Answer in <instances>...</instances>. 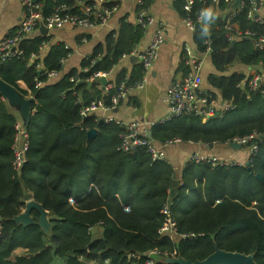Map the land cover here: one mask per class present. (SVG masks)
Instances as JSON below:
<instances>
[{"label":"trees","instance_id":"1","mask_svg":"<svg viewBox=\"0 0 264 264\" xmlns=\"http://www.w3.org/2000/svg\"><path fill=\"white\" fill-rule=\"evenodd\" d=\"M41 1L45 14L61 5L67 12L79 13L78 0ZM178 2L184 10L183 0ZM101 4L111 7L118 0ZM229 6L225 0H193L190 10L182 11L183 17L194 21L197 52L203 53L207 42L216 48L211 59L217 70L232 61L264 66V49L255 48L251 38L237 39L234 44L228 40L223 26L234 11L232 23L237 29L257 34L261 30L247 17L246 8L232 9L222 17ZM143 7L147 9L148 0H143ZM208 7L217 17L210 25V35L203 37L202 23L196 17ZM143 32L138 25L121 22L117 35L108 34L103 44L81 60L79 68L66 73L62 60L70 49L63 43H51L38 32L19 42L20 56L0 63V78L21 95L35 99L30 120L24 123L29 135L27 162L14 170L13 125L22 119L0 94V264H86L89 260L103 264L106 259L110 264H144L142 255L151 248L175 250L193 262L211 254L215 246L254 254L255 263L264 264V140L258 142L251 170L247 166L211 168L187 163L175 195L169 198L176 177L167 161H152L142 148L132 154L118 152L119 126L100 123L92 114L80 115L93 100L109 105L121 81L131 85L141 77V69L130 79L120 73L105 93L99 83L89 80L95 72H109L123 55L135 51ZM31 57H35L33 61ZM49 71L59 72L55 81H49L45 74ZM72 77L76 81H71ZM214 79L211 76L209 80L222 90L225 99H231L233 108L207 119L181 116L156 125L151 128L154 142L177 138L181 143L212 144L252 132L264 134V94L238 88L239 75L219 78L218 84ZM19 80L27 89L18 86ZM37 80L42 82L39 87L35 86ZM90 128H97L98 133L87 143ZM69 198L74 199L73 204ZM29 199L49 213L47 232L37 224L39 214L34 209L30 211L33 224L12 221ZM168 199L173 202L179 231L199 232L202 237L172 242L157 236L163 221L159 210ZM17 247L26 249V254L11 259Z\"/></svg>","mask_w":264,"mask_h":264},{"label":"built area","instance_id":"2","mask_svg":"<svg viewBox=\"0 0 264 264\" xmlns=\"http://www.w3.org/2000/svg\"><path fill=\"white\" fill-rule=\"evenodd\" d=\"M105 0H98V3L90 2L85 3L79 8V13H70L64 11V6H56L52 12L45 14L43 12V4L41 0H22V21L20 25L10 34L0 39V63L8 59L18 57L22 54V50L19 47V42L28 38L34 32H36L40 25L47 27H60L63 25H70L73 27H79L83 29L90 28L99 24H104L111 14L116 10L117 5L111 7L103 6L101 3ZM232 2L234 0H226ZM136 2V25H138L143 31L146 27L154 23V19L148 15L147 9L143 7V0H135ZM193 0H183V7L185 10H190ZM263 6L262 0H240L238 6L235 8L237 11H241L246 8V14L249 19L254 23L261 26L260 32L257 34L253 30L247 29L241 31L235 27L232 23V19L236 11L230 13L227 17V21L223 26L226 31L227 38L229 40L234 38H251L253 44L257 49L264 48V16L259 12ZM200 14V13H199ZM199 15L196 17L198 21ZM185 24L194 29V21L189 17H184ZM201 23V22H199ZM163 42V23L157 22L155 29L146 44V47L138 52L133 51L136 56L138 64L141 66L144 74L139 80H136L131 85H127L124 81H121L116 86V91L111 97L109 105H104L102 100H93L87 106L80 110L82 117L90 116L96 109L102 107L106 111L113 110L118 101L127 95V92L131 87H142L146 82L145 73L155 62L159 55L160 46ZM211 46L209 42L206 43L205 52L209 53ZM183 61L187 65L188 70L182 79H177L171 82L167 88L166 98L168 108L166 114L156 120H138L133 119L130 121H122L111 116L104 118L105 123H112L119 126L122 130L118 135V144L116 150L124 154H132L137 149H144V151L150 156L152 161H166L165 147L172 144L181 143L177 138L166 140L163 143H156L152 139L148 138L147 133L151 131V128L163 124L175 117L181 116H194L207 119L217 112L215 106L209 102V96L203 94L199 90L197 74L202 65L201 57L194 54L191 47L188 44H184L182 47ZM65 59L62 60V63ZM37 67L40 66L37 64ZM85 70V69H84ZM48 78H52L57 75L56 71L45 72ZM108 72H95L93 76L89 78L90 81L98 82L101 77H106ZM71 81H76V78L72 77ZM263 78L260 74H255L246 80L247 86L250 90L259 91L264 93ZM42 85V82L37 80L36 87ZM111 89V88H110ZM32 97V96H30ZM33 109H31L32 113ZM14 138L11 145V151L13 159L11 162L14 170H20L22 166L27 162V152L29 150V135L25 129V126L21 121L17 120L13 125ZM264 140V134L252 132L248 135L237 136L231 138L226 143H236L241 147H245L248 150V159L246 163H251L252 157L255 155L258 149V142ZM189 162L193 164H207L211 168L221 167H241L246 163L237 162L235 160L222 158L219 156H213L209 154H202L200 152H193L189 156ZM159 213L163 217L161 225L157 228L156 233L162 239L169 241H193L203 236L199 232H181L177 228L176 222L173 217V202L168 199L165 201ZM100 224V223H99ZM160 238L158 240H160ZM177 256L175 250H160L158 248L148 249L143 255L144 264H168L164 260L166 258H173ZM133 258H140L137 254H131ZM81 259V258H80ZM95 261L89 260V264H94ZM103 264H110L109 260H105Z\"/></svg>","mask_w":264,"mask_h":264},{"label":"crops","instance_id":"3","mask_svg":"<svg viewBox=\"0 0 264 264\" xmlns=\"http://www.w3.org/2000/svg\"><path fill=\"white\" fill-rule=\"evenodd\" d=\"M84 1L87 0H78L76 2L78 9L83 4L87 3ZM178 1L179 0H148L147 13L154 19V23L148 25L144 30L141 39L135 47V52L141 51L146 47L155 29L156 23L162 22L163 42L160 46L159 55L148 72L145 73L146 82L142 87H131L127 95L118 101L113 110L106 111L100 107L92 113V115H95L99 120L105 122L104 118L107 116L125 122L133 119L156 120L163 117L168 108L166 98L167 88L172 81L182 79L188 70L187 65L183 61L182 47L184 44H188L192 52L202 59V65L197 74L199 90L203 94L209 96V102L217 109V112L214 114L232 109L233 105L231 99H225L222 96V90L217 85L210 82L209 79L211 76L215 77L214 83L218 84L219 78L239 75L241 76V80L237 83V87L246 92L255 91L250 90L246 83V80L251 76L257 73L260 74L263 78L262 82L264 83V66H261L260 63L251 65L240 61H232L225 64L221 70H217L211 59V53L218 51L216 48L215 51L211 50L209 53L205 51L203 53L197 52L193 42L194 30L185 24L182 13L185 9L183 10ZM235 1L236 0L228 2L230 6L221 14L222 17H224L228 11L232 10V4ZM262 1L263 6L259 14L264 16V0ZM92 2L98 3V0H92ZM22 10V0H0V39L10 35L20 25L22 21ZM63 10L67 11V8L64 6ZM135 19V0H118L116 10L104 24L92 26L87 29L70 25L51 27L48 29V33L45 36L50 38L51 43H63L70 49V53L62 64V71L66 73L73 68H79L81 60L89 55L96 45L103 44L108 34L115 33L117 35L121 22L136 25ZM37 32L40 33L39 29L30 36L32 37L37 34ZM237 39L240 38L231 39V42L234 41L235 43L238 41ZM241 39L249 40L250 38L241 37ZM45 51L46 49L44 46L41 57L44 56ZM34 58L35 57H31V61H33ZM140 69L137 58L133 52L128 55H123L117 63L113 65L105 77L107 83L104 88H102L99 82V89L105 93L114 86V81L120 73L125 75V78L130 79L131 76L135 75V71L140 72ZM143 74L144 72L141 69V77ZM58 76L59 72H57L56 76L48 79L50 82L55 81ZM17 83L20 88L24 90L27 89L23 81L19 80ZM27 96L30 97V95ZM164 151L166 161L172 167L176 177L175 179H177L176 186L180 184L179 180L182 169L187 163H190V154L195 151L202 154L235 160L241 163H246L248 159L247 148H233L226 142L212 143L211 147L202 143H177L166 146ZM185 193H187V190ZM68 200L71 204L74 203V199L69 198ZM124 210L127 211L128 207H124ZM25 254L26 249L17 247L12 251L10 258L12 259L14 256ZM86 264H89V261H87ZM94 264L98 263L94 262Z\"/></svg>","mask_w":264,"mask_h":264},{"label":"water","instance_id":"4","mask_svg":"<svg viewBox=\"0 0 264 264\" xmlns=\"http://www.w3.org/2000/svg\"><path fill=\"white\" fill-rule=\"evenodd\" d=\"M239 1L240 0H236L235 2H233L232 9H235L238 6ZM39 31L41 35H46L48 33V28L43 25H40ZM231 43H234V41H232ZM211 50L215 51V49L212 47ZM98 82H100L102 88H104V86L107 83V79L105 77H101L98 79ZM0 94L2 95L3 98L7 100L9 106L15 108L18 111V114L22 119L23 125L24 123L27 124L31 116V104L35 103V99L33 97L21 95L13 86L8 84L1 78H0ZM101 122L102 120H100V123ZM97 133H98L97 128L88 129L86 131V142L87 143L91 142L96 137ZM147 135L149 139H152L151 131H149ZM207 145L209 147L212 146V144H207ZM230 145L233 148L241 147L239 144L236 143H231ZM246 166L249 170H251V166L249 165V163H246ZM255 176L256 178L261 179V176L259 174H256ZM176 184H177V179H173L172 188L170 191V197H173L175 195ZM32 209L36 210L39 214L37 224L44 232H47L50 226L49 221L51 218L48 216L47 211H45L42 208V206L33 199H29L25 201V206L23 210L19 214L13 216L11 218L12 221L22 224L24 226L33 224L34 220L30 215V211ZM165 262L169 264H256L254 260V254L225 251L217 248L216 246L214 247V251L211 254L207 255L202 260H196L192 262L182 258L180 255H177L176 257L173 258H166Z\"/></svg>","mask_w":264,"mask_h":264},{"label":"clouds","instance_id":"5","mask_svg":"<svg viewBox=\"0 0 264 264\" xmlns=\"http://www.w3.org/2000/svg\"><path fill=\"white\" fill-rule=\"evenodd\" d=\"M216 13L211 7L204 8L200 11L198 21L202 23L201 36L210 35V25L215 21Z\"/></svg>","mask_w":264,"mask_h":264},{"label":"rangeland","instance_id":"6","mask_svg":"<svg viewBox=\"0 0 264 264\" xmlns=\"http://www.w3.org/2000/svg\"><path fill=\"white\" fill-rule=\"evenodd\" d=\"M10 108L12 109L13 113H15V114L18 113V111L15 108H12V107H10Z\"/></svg>","mask_w":264,"mask_h":264}]
</instances>
